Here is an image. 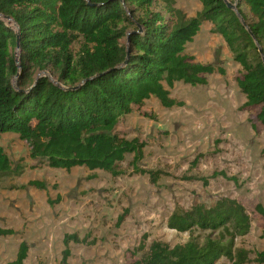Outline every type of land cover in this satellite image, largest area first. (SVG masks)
Segmentation results:
<instances>
[{
	"label": "trees",
	"instance_id": "1",
	"mask_svg": "<svg viewBox=\"0 0 264 264\" xmlns=\"http://www.w3.org/2000/svg\"><path fill=\"white\" fill-rule=\"evenodd\" d=\"M200 1L201 10L187 18L175 0H0V134L14 133L24 140L36 165L66 170L83 166L120 175L119 163L133 153V171L156 183L162 170L138 166L144 142L121 135L116 125L151 96L164 107L181 105L165 85H203L205 74L225 73L222 66L194 62L184 53L203 21H209L241 67L237 84L246 105L256 109L248 120L253 129L261 124L264 143V0H230L237 3L240 16L224 0ZM7 16L16 30L7 24ZM45 70L55 80L37 75ZM10 171L11 161L0 146V177ZM20 171L18 164L14 172ZM217 175L227 178L222 171L211 176ZM182 178L208 181L196 175ZM27 185L47 186L37 179ZM60 199L57 194L50 202ZM257 210L264 221V206ZM123 217L119 215L118 223ZM166 224L189 238L174 245L159 239L147 243L144 233L137 247L139 263L215 264L221 257L233 264L249 261V250L235 239L249 233L251 218L235 198L176 208ZM197 230L209 233L200 240ZM13 233L0 227V237ZM93 242L65 233L61 264H68L71 243ZM28 249L20 241L15 257L5 264H24ZM255 260L264 264V247Z\"/></svg>",
	"mask_w": 264,
	"mask_h": 264
},
{
	"label": "rangeland",
	"instance_id": "2",
	"mask_svg": "<svg viewBox=\"0 0 264 264\" xmlns=\"http://www.w3.org/2000/svg\"><path fill=\"white\" fill-rule=\"evenodd\" d=\"M175 1L187 18L202 7L200 0ZM6 21L16 30L14 21ZM211 28L209 21H203L184 53L194 62L222 66L225 73L205 74L203 85L181 81L172 87L165 85L181 105L164 107L151 96L121 116L116 125L121 135L144 142L138 166L162 170L156 183L133 171V153L119 163L120 175L83 166L66 170L36 165L24 140L14 133L0 134V146L11 161V171L0 177V227L14 231L0 237V264L15 257L22 240L29 245L24 264H61L65 233L94 240L71 243L68 264H141L137 247L144 233L147 243L152 239L182 243L189 234L167 227L171 212L196 203L211 205L223 196L245 206L250 231L235 243L249 250L246 264H260L255 257L264 247V221L257 210L264 206L263 129L259 123L251 127L248 117L256 109L246 105L238 87L241 67L221 35ZM40 74L55 80L49 70ZM18 164L21 171L17 174ZM220 171L227 178L211 176ZM187 175L207 177V184L182 178ZM33 179L45 182L46 188L27 185ZM57 194L61 199L51 203ZM121 214L124 217L118 223ZM208 233L195 232L200 240ZM215 264L233 262L221 257Z\"/></svg>",
	"mask_w": 264,
	"mask_h": 264
},
{
	"label": "water",
	"instance_id": "3",
	"mask_svg": "<svg viewBox=\"0 0 264 264\" xmlns=\"http://www.w3.org/2000/svg\"><path fill=\"white\" fill-rule=\"evenodd\" d=\"M224 2L226 3V6L234 11L237 12V3L236 2H231L230 0H224ZM237 15H239V13L237 12ZM241 18V17H240ZM7 20H11L8 16L6 17ZM242 24L245 25V22L243 21V19L241 18ZM17 42H18V36H17ZM261 52V50H260ZM18 60V58H17ZM263 63H264V59H263Z\"/></svg>",
	"mask_w": 264,
	"mask_h": 264
}]
</instances>
